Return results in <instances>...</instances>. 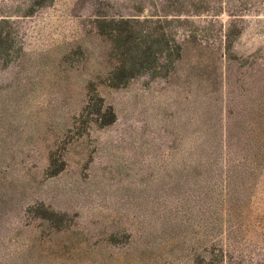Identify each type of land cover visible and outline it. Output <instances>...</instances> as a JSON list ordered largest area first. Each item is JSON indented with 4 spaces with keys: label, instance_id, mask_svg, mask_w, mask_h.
<instances>
[{
    "label": "rangeland",
    "instance_id": "1",
    "mask_svg": "<svg viewBox=\"0 0 264 264\" xmlns=\"http://www.w3.org/2000/svg\"><path fill=\"white\" fill-rule=\"evenodd\" d=\"M0 264H264V0H0Z\"/></svg>",
    "mask_w": 264,
    "mask_h": 264
},
{
    "label": "trees",
    "instance_id": "2",
    "mask_svg": "<svg viewBox=\"0 0 264 264\" xmlns=\"http://www.w3.org/2000/svg\"><path fill=\"white\" fill-rule=\"evenodd\" d=\"M132 76H133V74H129V75L124 76V77H127V78L129 77V78H130V77H132ZM119 83H124V82H119Z\"/></svg>",
    "mask_w": 264,
    "mask_h": 264
}]
</instances>
